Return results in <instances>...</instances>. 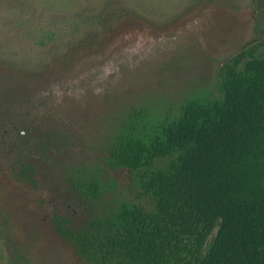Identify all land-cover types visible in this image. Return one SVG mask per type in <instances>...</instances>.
Segmentation results:
<instances>
[{"label":"rangeland","instance_id":"1","mask_svg":"<svg viewBox=\"0 0 264 264\" xmlns=\"http://www.w3.org/2000/svg\"><path fill=\"white\" fill-rule=\"evenodd\" d=\"M100 1L0 0V264H90L56 218L80 230L104 204L145 200L107 161L127 111L176 115L221 94L247 42L264 53V0ZM80 178L103 184L97 208Z\"/></svg>","mask_w":264,"mask_h":264},{"label":"trees","instance_id":"2","mask_svg":"<svg viewBox=\"0 0 264 264\" xmlns=\"http://www.w3.org/2000/svg\"><path fill=\"white\" fill-rule=\"evenodd\" d=\"M256 48L244 45L222 63L218 97L186 98L165 118L146 106L127 111L107 161L132 172L145 200L104 204L80 230L57 216L81 257L90 264H264V53ZM75 187L95 207L102 200L97 178Z\"/></svg>","mask_w":264,"mask_h":264},{"label":"flooded vegetation","instance_id":"3","mask_svg":"<svg viewBox=\"0 0 264 264\" xmlns=\"http://www.w3.org/2000/svg\"><path fill=\"white\" fill-rule=\"evenodd\" d=\"M249 44H252V43H250V42H247L245 45H249ZM25 131H26V130H24V129H23V130H20V133L24 134V133H25Z\"/></svg>","mask_w":264,"mask_h":264}]
</instances>
